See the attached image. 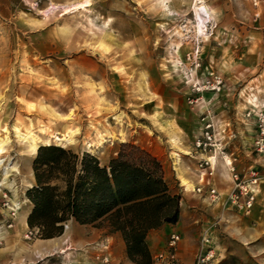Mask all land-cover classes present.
<instances>
[{"label": "rangeland", "instance_id": "obj_1", "mask_svg": "<svg viewBox=\"0 0 264 264\" xmlns=\"http://www.w3.org/2000/svg\"><path fill=\"white\" fill-rule=\"evenodd\" d=\"M75 2L84 5L64 12ZM198 3L212 15L203 33L195 28ZM261 113L264 0H0V134L7 136L0 157L12 165L5 180L0 167L1 219L16 208L5 231L25 235L21 216L35 182L30 135L39 146L89 153L101 164L129 142L157 157L171 188L199 217L194 256L206 234L216 252L212 264H264V178L249 213L224 198L192 196L199 161L215 154L211 183L216 167L229 178V162L240 175L264 173V161L256 160L264 155L253 147ZM207 122L216 129L215 151L195 148ZM244 123L251 145L240 141ZM66 130L72 142L56 141L53 135ZM225 134H234L228 144ZM36 239L44 238L24 236L21 253ZM57 261L47 256L36 264Z\"/></svg>", "mask_w": 264, "mask_h": 264}, {"label": "trees", "instance_id": "obj_2", "mask_svg": "<svg viewBox=\"0 0 264 264\" xmlns=\"http://www.w3.org/2000/svg\"><path fill=\"white\" fill-rule=\"evenodd\" d=\"M32 169L26 223L35 236L60 235L63 223L73 218L120 232L127 258L151 264L147 232L179 219L181 195L169 185L157 157L138 145L120 143L106 164L89 153L40 145Z\"/></svg>", "mask_w": 264, "mask_h": 264}, {"label": "crops", "instance_id": "obj_3", "mask_svg": "<svg viewBox=\"0 0 264 264\" xmlns=\"http://www.w3.org/2000/svg\"><path fill=\"white\" fill-rule=\"evenodd\" d=\"M249 126L244 123V131H246V134L243 136L242 140L240 139V141L242 143L247 142L251 145L252 136H250V134L253 131ZM227 127L228 125L226 128ZM231 136H234V134L224 135L223 138L227 137L225 144L230 142ZM243 139L245 140L243 141ZM226 153L225 156L229 158V160L236 159L233 151L226 150ZM256 160L261 163L264 161V158L258 156V159ZM226 170L229 174V178L226 179L222 176L218 167H216L214 176H216L217 181L230 183L227 189L217 186L218 184H215L217 181L213 182L212 180V185L221 194L220 198L222 200L224 198L223 194L227 193L232 185L228 166ZM33 181L34 180H32V182ZM207 195V191L204 189L202 193L194 192L192 196L206 201L208 198ZM31 207L32 205L28 207L24 214L25 221ZM188 208L189 206L186 201L182 199L180 202L179 219L177 222L163 223L158 228L151 229L147 232L145 242L151 257H154V255L163 248L168 234L175 232L180 236V241L177 247V253L180 260L183 264H192L196 250L194 238L196 235L195 233L198 230L197 225L199 217L193 212V210ZM66 224L67 228L63 229L60 235L50 238L36 239L27 253H21L18 248L20 241L24 239V235L16 233L15 228L10 231H4L2 233V242L0 243V264H22L23 262H33L37 256L46 257L52 253L53 257L57 260H67L76 264H96L94 255L96 254L97 249H95L92 244L102 240L107 241L109 245L108 252L113 260L121 262V264H134L127 258L125 242L120 232H112L108 227H97L93 224H80L73 218L68 219ZM25 226L24 233L28 229L27 224Z\"/></svg>", "mask_w": 264, "mask_h": 264}, {"label": "built area", "instance_id": "obj_4", "mask_svg": "<svg viewBox=\"0 0 264 264\" xmlns=\"http://www.w3.org/2000/svg\"><path fill=\"white\" fill-rule=\"evenodd\" d=\"M257 133L253 139L254 150L260 154L264 155V113L258 115L256 119ZM216 129L213 127L212 122H207L203 129L200 131L199 135L196 137L194 144L195 148L200 151H206L213 149V151L219 149V142L215 138ZM224 147H222L223 149ZM220 148V150H222ZM198 171L196 174V184L193 186L192 191L195 193H202L205 189L207 191L208 197L211 201H219L221 194L217 189L212 185L211 178L213 175V169L211 167L210 156L201 159L198 164ZM264 170V169H262ZM230 179L232 186L229 191L226 193L224 199L225 203L234 207L238 211L243 213H249L253 207L255 196L258 190L259 181L261 178H264V173L259 175L257 169H250L248 174H242L236 172L232 167V164L229 165ZM1 186V183H0ZM16 208L10 207L9 216L6 219H1L0 216V242L2 241V233L9 227L12 226V217L15 214ZM1 215V214H0ZM67 228V224L63 223V229ZM25 238L29 239L34 236L29 228L25 232ZM180 241V236L171 232L168 234L164 246L159 250L154 257H152L151 264H183L180 260L177 247ZM208 237L204 234L201 238V244L196 252L192 264H212L216 252L208 244ZM95 247L96 254L94 255V260L96 264H121V262L115 261L111 258L108 249L109 245L106 240L98 241L92 244ZM53 253L48 257H52ZM47 257V256H46ZM45 257L37 256L35 261L32 263L36 264L41 262ZM46 264H76L67 260H58L57 262H49Z\"/></svg>", "mask_w": 264, "mask_h": 264}, {"label": "bare ground", "instance_id": "obj_5", "mask_svg": "<svg viewBox=\"0 0 264 264\" xmlns=\"http://www.w3.org/2000/svg\"><path fill=\"white\" fill-rule=\"evenodd\" d=\"M198 1V0H197ZM84 4L83 3H79V2H75L73 4H69V5H66L64 6V9H66L64 12H67V8L69 9H73V8H79L81 6H83ZM193 14H194V18L196 19V23L197 25L195 26L196 28V32H202L203 29H206V23H208L211 19H212V15L208 12V7H206L204 4L202 3H198L194 6L193 8ZM211 22V21H210ZM105 33V31H104ZM195 33V32H194ZM203 33V32H202ZM194 35V34H193ZM104 36V35H103ZM102 36V37H103ZM107 36V35H105ZM204 37L206 38V33H204ZM203 37V38H204ZM104 38V37H103ZM113 38V37H112ZM107 39V38H106ZM102 49V48H101ZM132 51V50H131ZM132 53V52H131ZM130 53V55H131ZM176 64V63H175ZM176 67V66H175ZM174 67V68H175ZM143 84L144 81H143ZM149 84V83H148ZM150 85V84H149ZM145 86V85H144ZM150 87V86H149ZM249 102H252V103H256V96L255 95H250L249 98H248ZM116 118V117H115ZM119 120V119H118ZM17 128V127H16ZM19 130V128H18ZM20 131V130H19ZM48 132V130H47ZM58 132V131H57ZM72 133L73 131H70V130H66L64 131L62 134H58V133H55L53 135V137L55 138L56 141H59V142H62V141H66V142H69L71 143L72 142ZM105 133V132H104ZM106 134V133H105ZM48 135V133H47ZM36 136V135H35ZM100 136V135H99ZM38 137V136H37ZM48 137V136H47ZM50 138V137H49ZM18 140V139H17ZM26 140V139H25ZM29 140H30V143H29V151L31 154L35 155L36 151H37V148H38V143L35 139L34 136H29ZM50 140V139H49ZM102 140V139H101ZM19 142V141H18ZM7 143V136L6 135H2L0 134V154L4 152V149H5V145ZM49 143L48 142H44V145H48ZM88 144V143H87ZM90 144V143H89ZM23 147V146H22ZM23 150V149H22ZM26 150V149H25ZM223 155V154H222ZM216 157V154L211 156L210 157V161H211V165L212 163H214V159ZM227 159V158H226ZM225 159V160H226ZM231 164V162H229V165ZM0 167L2 168V171H3V180H5L7 178V175H8V172H10V168H12V165L10 166L9 165V161L7 162H4V159H2L0 157ZM14 169V168H13ZM15 170V169H14ZM182 180V183L186 184L187 181L184 180V178H180ZM3 182V181H2ZM24 184V183H23ZM21 223L23 225H26V221L24 219V214L21 216Z\"/></svg>", "mask_w": 264, "mask_h": 264}]
</instances>
